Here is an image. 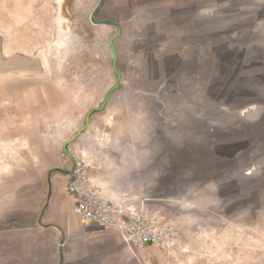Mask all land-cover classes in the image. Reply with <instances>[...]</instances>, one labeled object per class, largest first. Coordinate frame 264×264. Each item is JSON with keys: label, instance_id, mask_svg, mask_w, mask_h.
Segmentation results:
<instances>
[{"label": "rangeland", "instance_id": "374dc122", "mask_svg": "<svg viewBox=\"0 0 264 264\" xmlns=\"http://www.w3.org/2000/svg\"><path fill=\"white\" fill-rule=\"evenodd\" d=\"M100 1L0 0V254L33 251L22 230L72 168L63 143L115 82ZM97 16L122 26L123 78L69 147L110 198L176 224L138 264H264V0H104Z\"/></svg>", "mask_w": 264, "mask_h": 264}, {"label": "crops", "instance_id": "0c3cea01", "mask_svg": "<svg viewBox=\"0 0 264 264\" xmlns=\"http://www.w3.org/2000/svg\"><path fill=\"white\" fill-rule=\"evenodd\" d=\"M57 168L50 176L42 212L22 230L24 236H31L28 245L33 251L2 252L0 264L15 260L17 264H138V254L124 242L118 229L84 220L75 213L77 198L66 188L71 175L63 166ZM44 231L49 233L47 240L41 236ZM44 243L49 251H42ZM154 246L148 243L140 252Z\"/></svg>", "mask_w": 264, "mask_h": 264}, {"label": "built area", "instance_id": "2783aa9c", "mask_svg": "<svg viewBox=\"0 0 264 264\" xmlns=\"http://www.w3.org/2000/svg\"><path fill=\"white\" fill-rule=\"evenodd\" d=\"M66 188L77 198L75 213L84 220L115 227L133 251H140L148 243L168 250L176 243L177 226L173 221H163L159 210L136 207L124 200L110 198L92 182L84 159L76 157L74 174Z\"/></svg>", "mask_w": 264, "mask_h": 264}, {"label": "water", "instance_id": "95a60500", "mask_svg": "<svg viewBox=\"0 0 264 264\" xmlns=\"http://www.w3.org/2000/svg\"><path fill=\"white\" fill-rule=\"evenodd\" d=\"M104 4V0H101L98 5L95 8V11L92 13V21L94 23H105V24H109V25H113L116 28V32L113 33L109 39H108V44L112 53V69L115 73V82L114 84L107 90V92L105 93V96L103 97L102 101L95 107H92L91 109H89L85 116H84V124L82 126H80L76 132L69 138H67L65 140V142L63 143V152L66 153L69 158L72 161V168L71 169H67L66 172L68 174H70L71 176H73L74 174V167H75V156L73 155L69 144L74 141L78 136H80L83 131H85L90 124L91 121V116L94 112H99V111H103L105 110L109 100L111 99L113 93L115 91H117L118 89H120L121 87V81L123 78V72L120 70L119 68V53L117 50V45H116V39L119 38L122 35V26L119 22H117L114 19L111 18H107V17H101V16H97L99 10L102 8Z\"/></svg>", "mask_w": 264, "mask_h": 264}]
</instances>
